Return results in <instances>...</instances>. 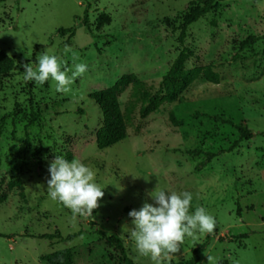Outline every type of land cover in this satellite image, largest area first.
Masks as SVG:
<instances>
[{
    "label": "rangeland",
    "instance_id": "374dc122",
    "mask_svg": "<svg viewBox=\"0 0 264 264\" xmlns=\"http://www.w3.org/2000/svg\"><path fill=\"white\" fill-rule=\"evenodd\" d=\"M190 1L198 4L0 0V264H47L42 256L63 249L72 250L73 264H155L136 250L129 212L154 204L156 188L190 192L189 213L203 207L217 222L212 233L186 236L181 251L159 264H183L196 248L198 264H208L205 252L215 264H264V0L219 3L180 43L177 28ZM250 37L256 40L246 45ZM184 47L191 52L186 67L211 64L219 83L200 78L184 94L186 103H164L144 119L127 88L119 97L127 137L99 149L102 113L88 94L129 73L156 85ZM45 51L59 58L61 70L88 65L70 92H57L51 78L42 85L23 79V65L36 67ZM195 112L246 126L254 136L197 172L204 156L187 151L227 150L238 132ZM32 113L37 120L30 124ZM69 154L95 172L105 192L91 217H74L48 195L50 164ZM109 236L125 257L108 245Z\"/></svg>",
    "mask_w": 264,
    "mask_h": 264
},
{
    "label": "clouds",
    "instance_id": "9594fccd",
    "mask_svg": "<svg viewBox=\"0 0 264 264\" xmlns=\"http://www.w3.org/2000/svg\"><path fill=\"white\" fill-rule=\"evenodd\" d=\"M37 62L36 67L31 63L23 65V79L42 85L51 78L55 81V90L61 93L70 92L74 80L88 70L86 63H74L72 68L61 70L59 58L47 51L37 56ZM48 171L49 197L69 208L74 217L93 216V210L99 207V201L105 195L95 182V172L79 159L69 161L61 155L53 160ZM151 196L154 204L146 202L139 210L129 212L134 224L130 236L138 253L150 256L155 264H159L162 256L179 253L186 236L194 237L197 230L200 233L214 231L216 219L205 208L197 207L194 213H189L193 200L190 192H167L156 188ZM205 255L208 264H215L214 257L207 252Z\"/></svg>",
    "mask_w": 264,
    "mask_h": 264
},
{
    "label": "trees",
    "instance_id": "16d2710c",
    "mask_svg": "<svg viewBox=\"0 0 264 264\" xmlns=\"http://www.w3.org/2000/svg\"><path fill=\"white\" fill-rule=\"evenodd\" d=\"M224 1L227 0H197L198 4H196V1H190L188 9L183 13L181 24L177 28L180 31L178 41L183 43L186 37L187 29L200 18L216 9L217 5ZM60 31L64 33L67 30L60 29ZM70 33L73 34L74 31L71 30ZM261 39L263 40L262 51L264 53V34L261 36ZM255 40V38L250 37L246 42V45L253 44ZM190 56V50L184 47L173 60L167 73L161 77L156 85L148 84L142 81L136 74L129 73L122 75L111 87L90 92L88 97L98 105L102 113V124L95 134L96 146L99 149H106L119 143L127 137V128L123 120L119 103L120 95L127 88H130L131 91L139 98L140 117L144 119L150 114L156 112L164 103H186L187 101L184 94L188 91L191 85L200 78H203L210 84L219 83L220 75L214 71V67L211 64L187 68L186 61ZM31 116L32 118L30 120V124L37 120L36 114L32 113ZM192 116L194 118L206 117L217 120L223 124L233 126L238 132V139L234 141L227 150L202 152L199 149H195L187 151V153L194 156H204V160L199 162L195 167L197 172H200L204 167H206L215 157H218L225 152H231L241 141L251 139L254 136L252 131L246 126L234 124L232 121L224 120L220 116H212L201 112H195ZM170 117L176 127L181 126V122L176 120L173 114H171ZM65 159L71 161V155L69 154ZM3 199L4 196H1L0 202H2ZM40 238L51 240L54 239V236L42 235ZM105 240L109 246L114 247L122 256L125 257L124 248L116 237L109 236L106 237ZM201 252V248L194 249L191 257L183 264H198ZM41 260L47 264H73V253L71 249H63L58 252L42 256ZM126 261L128 264H133L130 260Z\"/></svg>",
    "mask_w": 264,
    "mask_h": 264
}]
</instances>
